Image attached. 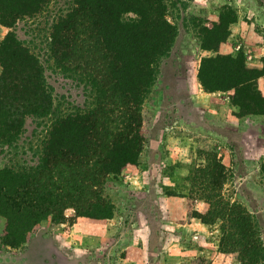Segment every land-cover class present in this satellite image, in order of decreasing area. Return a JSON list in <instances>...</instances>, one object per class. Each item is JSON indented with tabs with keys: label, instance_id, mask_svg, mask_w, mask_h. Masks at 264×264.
Masks as SVG:
<instances>
[{
	"label": "rangeland",
	"instance_id": "1",
	"mask_svg": "<svg viewBox=\"0 0 264 264\" xmlns=\"http://www.w3.org/2000/svg\"><path fill=\"white\" fill-rule=\"evenodd\" d=\"M73 1L49 0L11 28L0 23V43L13 31L40 60L54 114L95 104L87 79L58 68L51 54L53 25ZM163 2L176 34L155 63L144 98L138 162L105 181L103 195L114 206L113 217L92 222L71 216L63 223L48 217L20 247L2 244L0 217V264H235L219 249L218 223L207 225L193 216L208 210L199 186L194 187L203 169L214 171L212 187L222 197L252 214L264 248V114L243 115L232 101L234 90L209 92L198 78L203 58L241 55L248 68L262 71L256 85L264 94V0ZM223 14L234 18L225 27V40L216 51L204 49V30L219 25ZM52 117L27 116L20 137L0 144V169L35 167ZM217 162L224 166L221 175Z\"/></svg>",
	"mask_w": 264,
	"mask_h": 264
},
{
	"label": "trees",
	"instance_id": "2",
	"mask_svg": "<svg viewBox=\"0 0 264 264\" xmlns=\"http://www.w3.org/2000/svg\"><path fill=\"white\" fill-rule=\"evenodd\" d=\"M48 1L0 0V23L11 28ZM165 11L163 0H74L58 16L50 36L53 61L85 77L95 90L94 106L78 113H51L53 99L38 57L13 31L1 41L0 144L20 137L27 116L53 115L39 163L27 170L0 169L3 245L20 247L48 217L56 223L71 216L92 222L113 217L104 184L110 175L136 165L142 151L144 98L155 63L176 34ZM219 21L204 30V49H218L234 18L223 14ZM261 74L248 68L241 55H217L202 59L198 78L206 91L234 90L232 101L243 115L264 114V94L256 85ZM215 167L221 175L224 166L217 162ZM213 172L199 170L194 187L199 186L208 210L193 216L207 225L218 223L219 249L235 264H261L264 248L252 214L212 187L217 182Z\"/></svg>",
	"mask_w": 264,
	"mask_h": 264
},
{
	"label": "crops",
	"instance_id": "3",
	"mask_svg": "<svg viewBox=\"0 0 264 264\" xmlns=\"http://www.w3.org/2000/svg\"><path fill=\"white\" fill-rule=\"evenodd\" d=\"M4 251V249L3 250H1V252H3ZM0 257H2V254H0Z\"/></svg>",
	"mask_w": 264,
	"mask_h": 264
}]
</instances>
